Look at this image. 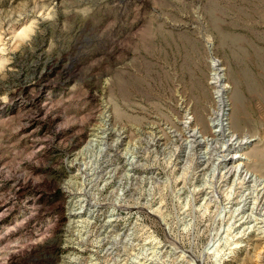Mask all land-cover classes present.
<instances>
[{
    "label": "rangeland",
    "instance_id": "rangeland-1",
    "mask_svg": "<svg viewBox=\"0 0 264 264\" xmlns=\"http://www.w3.org/2000/svg\"><path fill=\"white\" fill-rule=\"evenodd\" d=\"M0 264H264V0H0Z\"/></svg>",
    "mask_w": 264,
    "mask_h": 264
},
{
    "label": "bare ground",
    "instance_id": "bare-ground-1",
    "mask_svg": "<svg viewBox=\"0 0 264 264\" xmlns=\"http://www.w3.org/2000/svg\"><path fill=\"white\" fill-rule=\"evenodd\" d=\"M216 69H218V70H222L221 68H220V64H215V66H214ZM219 91L217 92V96L219 97V101H221V105L224 103V100H223V92H224V87L222 86V85H219ZM223 106V105H222ZM223 112V115H224V111H222ZM221 121V120H220ZM222 126H223V124H222ZM221 128V127H220ZM223 128H225V124H224V126L222 127V129ZM221 129V130H222ZM220 131V130H219ZM218 130H216L215 132L217 133V132H219ZM192 135L195 137V138H197V139H199L200 138V141L202 140L203 141V136L200 134V132L198 131V129H196V128H194L193 129V133H192Z\"/></svg>",
    "mask_w": 264,
    "mask_h": 264
}]
</instances>
